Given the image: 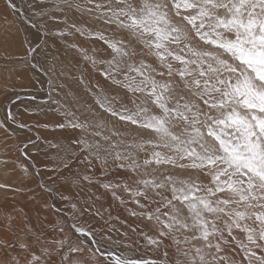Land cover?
Returning a JSON list of instances; mask_svg holds the SVG:
<instances>
[{
    "label": "snow or ice",
    "instance_id": "6c2138e0",
    "mask_svg": "<svg viewBox=\"0 0 264 264\" xmlns=\"http://www.w3.org/2000/svg\"><path fill=\"white\" fill-rule=\"evenodd\" d=\"M29 8L16 62L47 77L37 82L50 102L36 111L51 115L36 126L51 131L16 146L21 163L7 158L11 123L30 126L11 112L0 120V164L21 175L0 183V264H264V0ZM37 176L72 212L50 240L7 201ZM108 198L133 219L113 217Z\"/></svg>",
    "mask_w": 264,
    "mask_h": 264
},
{
    "label": "rangeland",
    "instance_id": "374dc122",
    "mask_svg": "<svg viewBox=\"0 0 264 264\" xmlns=\"http://www.w3.org/2000/svg\"><path fill=\"white\" fill-rule=\"evenodd\" d=\"M31 2L32 0H14L16 8L15 10H13L12 8L7 6V0H0V93L6 91L4 94H0V120L4 119V110L6 109V113H8L9 107L7 106H10L11 113L13 115H14V111H18L21 113L20 116L23 115L27 117V121H24L20 118H17V120L27 123L30 126V127H26L28 128V130L33 129L34 131H38L43 128L42 127L37 128L36 120H34L33 118L39 117L40 118L39 120L43 121L48 118V115H51L50 113L48 115H45L44 112L43 113L37 112L35 110L36 106L43 107L45 105V102L49 101V98L47 99V97L45 98V100L46 99L47 100L46 101L44 100V102H42L43 99H41L44 98L45 95L44 92L47 93L46 91H48V95H49V91H50L49 85L47 83L41 84L37 82L39 79L46 80L47 77H45L42 73L29 71L24 64L20 63L19 65L16 62L17 59L22 55V51H20V47H21V42L24 41L26 35L24 31L26 26L22 23V17L25 16L26 14L31 15V10L29 8V4ZM9 24L12 25L11 29L8 28ZM17 29H19V32H17ZM30 31L32 33H35L36 30L32 28L30 29ZM57 43H59V41ZM23 46L26 47L27 45L25 44ZM16 73L21 74L23 77V79L20 81L18 86L12 85V82L10 83V80L8 78L12 76V74H16ZM37 94L40 95L41 97L38 96ZM23 95H27L28 97L27 98L22 97ZM36 97L37 99L41 100V102L40 101L38 102V100H36ZM11 127L15 130V135L12 136L10 139V141L12 142L8 146L9 156L7 158L10 160L13 159L16 160L19 157L20 162L23 163V157L21 156L20 152L17 153L15 148L18 144L27 142L28 137L24 135L25 132L23 133L21 130L17 129V126H13V123H11ZM49 130L50 129H48V131L46 132H49ZM3 140L4 138L0 134V160L4 159L3 153L5 149L3 146ZM12 167H14V165L6 169L3 166V164H0V183L7 182L14 185L20 184L21 176L19 175V171L17 170L16 173H13ZM116 171L121 172L122 170H113V173H115ZM39 178L40 179H37L36 177L33 178L31 183H28V181L25 180L24 182L27 183V189L19 193H11V192L8 193L7 201H9L8 203L17 202L18 203L17 206H19L20 208L21 207L25 208V211L28 212V215L30 217V227L33 228L35 226H38L42 229H45L46 231H49L53 225L56 227L59 226L57 221L60 219L59 218L60 216H58L56 212L51 209H45L43 207V204L40 203L41 199L47 200L50 205L57 201L58 203V205H56L57 208L67 211L71 215L72 212L64 202L60 201L59 195L57 193L53 192L51 194H48L45 193L42 188L38 187V185L44 182V180L41 177ZM28 189L35 190L36 192L35 202L30 203L32 197L31 194L28 192ZM107 201H110V198H108ZM4 202H5V194L2 190H0V205H3ZM25 202H28V205H26ZM37 205H39V208H37ZM126 215H127L126 218H128L129 221H131L132 218L131 217L129 218L128 214ZM37 217L43 220V222L39 220ZM124 219L121 217V221H123ZM114 224L115 227L119 229L121 234L125 232L124 227H121V225L115 222ZM65 230L67 231L66 227ZM113 234L114 237L122 240L120 248L130 245L131 243L130 240L116 236L115 235L116 233ZM134 238L135 237H133V239ZM120 248H117L116 250L119 251ZM142 251H144L146 254L149 253L155 256L154 252H150L145 249H142ZM142 254L143 253L141 252L140 255Z\"/></svg>",
    "mask_w": 264,
    "mask_h": 264
},
{
    "label": "bare ground",
    "instance_id": "6f19581e",
    "mask_svg": "<svg viewBox=\"0 0 264 264\" xmlns=\"http://www.w3.org/2000/svg\"><path fill=\"white\" fill-rule=\"evenodd\" d=\"M36 31H37V29H35ZM35 31V32H36ZM19 55V54H18ZM19 65H20V63H18ZM7 72V71H6ZM5 72V73H6ZM8 72H10V71H8ZM9 76V75H8ZM3 78V77H2ZM1 78V79H2ZM9 78V80H10V83L12 82V85H15V86H18L19 85V83H20V81L23 79V77H22V75L21 74H19V73H16V74H12V76H10V77H8ZM5 79V78H4ZM8 80V79H7ZM3 81V80H2ZM1 81V82H2ZM7 84V83H6ZM9 85V84H8ZM37 90V89H36ZM41 91V90H40ZM6 91H3V92H1L0 94H4ZM47 93H45L44 92V98H41V99H43L42 100V102H44V100H45V98L47 97V99L49 98V101L48 102H50V97H49V95H48V91H46ZM28 95V94H27ZM27 95H23L22 97H28ZM38 95V94H37ZM30 96V95H29ZM38 96H40V95H38ZM35 97V96H34ZM41 97V96H40ZM55 98V94L52 96V98L51 99H54ZM23 99V98H22ZM46 99V100H47ZM36 100H38V102L40 101L41 102V100H39V99H37V97H36ZM45 100V101H46ZM19 101H21V100H19ZM28 101V100H27ZM2 102V101H1ZM18 102V101H17ZM16 102V103H17ZM23 102V101H22ZM34 102V101H33ZM21 103V102H20ZM25 103V102H24ZM36 103V102H35ZM46 103V102H45ZM12 104V103H11ZM41 104V103H40ZM35 105V104H34ZM4 106V105H3ZM55 105H53V107H54ZM7 107H9L8 108V112H11V107L10 106H7ZM21 108V107H20ZM30 108V107H29ZM33 108V107H32ZM25 109V108H24ZM36 110V109H35ZM32 112V111H31ZM43 113V112H42ZM51 114V113H50ZM7 115V113H6V109L4 110V118H5V116ZM14 115L17 117V118H20V119H22V120H24V121H27V117H25V116H20L21 115V113L20 112H18V111H14ZM41 115V114H40ZM44 116V115H43ZM47 118V117H46ZM34 120H39L40 118L38 117V118H33ZM48 119V118H47ZM13 126H17V129H19V130H21L23 133H24V135L25 136H27L28 138L29 137H31L33 140H35L38 136L39 137H42V136H44V135H47V134H49V132L51 131V130H49V132H46V131H48V130H46V129H41V130H38V131H34L33 129H29L28 130V128H19L18 127V125L16 124V123H13ZM37 127V126H36ZM38 128V127H37ZM13 129V128H12ZM20 131V132H21ZM57 132H60L61 130H56ZM70 131V130H69ZM19 132V131H18ZM2 135V134H1ZM22 135V134H21ZM23 137V136H22ZM11 142L12 141H10L9 142V145L11 144ZM41 142H43V141H41ZM18 153V152H17ZM16 153V154H17ZM13 156H14V154H13ZM14 160V159H13ZM120 171H116L115 173H113V174H111V175H113V176H111V178L112 179H114V180H116V179H120ZM3 174V173H2ZM20 175V174H19ZM21 176V175H20ZM37 179H40L39 178V176H37L36 177ZM10 179V178H9ZM18 181V180H17ZM21 183V182H20ZM21 196V195H20ZM9 202V201H8ZM1 203H3V202H1ZM12 203H15V202H11V203H9V205H11ZM104 206H105V208H108L109 207V204L111 203V212H112V216L113 217H115V216H117V215H120V217H122L123 219L124 218H126L127 217V215L126 214H128V212L125 210V209H123L122 207H120V208H118L117 206H116V203H114V202H112L111 201V199H110V201H107V200H105L104 202ZM25 204L26 205H28V202H25ZM55 204L56 205H58V203H57V201L55 202ZM18 205V203L16 202L15 203V206L17 207V208H20L19 206H17ZM3 205H0V207H2ZM57 214V213H56ZM58 216H60L59 218V220L57 221L58 222V224H59V226H63L64 228L66 227V229L68 230L69 228H70V225L72 224V222H73V220H72V215L69 213V212H67V211H64V210H62L59 214H57ZM38 218V217H37ZM45 218H46V216H45ZM130 218V217H129ZM39 220H41L40 218H38ZM85 220H87L88 218L87 217H85L84 218ZM133 219V218H132ZM34 220H36V219H34ZM42 222H43V220H41ZM115 223H117V224H119V225H121V221H114ZM90 223L92 224L93 223V225H95V226H97V227H99V225H97L96 224V221H90ZM41 224V223H40ZM59 226H52L51 227V229L49 230V231H46L45 229H42V228H40V227H38V226H35V227H33V230H34V232H35V234H37V235H39L42 239H52V237H53V235H55V229L56 228H58ZM126 227H127V225H125L124 226V230H126ZM73 235H75L74 233H73ZM114 235V234H113ZM116 235V234H115ZM129 242V241H128ZM143 242H141V244H142ZM124 248V250L125 251H127V248L126 247H123ZM142 249L143 248H141L140 250H139V253L138 254H140L141 252L143 253L142 255L143 256H145L146 258H154L155 256L153 255V254H149V253H145L144 251H142ZM128 254L129 255H133L134 253L133 252H131V251H128Z\"/></svg>",
    "mask_w": 264,
    "mask_h": 264
}]
</instances>
